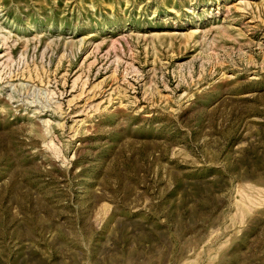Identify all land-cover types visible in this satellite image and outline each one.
<instances>
[{
  "label": "rangeland",
  "instance_id": "374dc122",
  "mask_svg": "<svg viewBox=\"0 0 264 264\" xmlns=\"http://www.w3.org/2000/svg\"><path fill=\"white\" fill-rule=\"evenodd\" d=\"M0 264H264V0H0Z\"/></svg>",
  "mask_w": 264,
  "mask_h": 264
}]
</instances>
